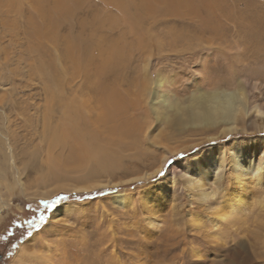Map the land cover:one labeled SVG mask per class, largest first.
Masks as SVG:
<instances>
[{"label": "rangeland", "instance_id": "374dc122", "mask_svg": "<svg viewBox=\"0 0 264 264\" xmlns=\"http://www.w3.org/2000/svg\"><path fill=\"white\" fill-rule=\"evenodd\" d=\"M67 1L43 37L35 0H0V264H264V126L222 133L163 116L197 90L264 88V0H154L145 13L141 0ZM74 34L89 46L76 69ZM250 89L246 118L260 116ZM64 104L100 137L132 123L111 145L115 166L69 160L71 143L55 140ZM235 142L257 173L234 177ZM210 149L222 168L206 165Z\"/></svg>", "mask_w": 264, "mask_h": 264}, {"label": "bare ground", "instance_id": "6f19581e", "mask_svg": "<svg viewBox=\"0 0 264 264\" xmlns=\"http://www.w3.org/2000/svg\"><path fill=\"white\" fill-rule=\"evenodd\" d=\"M153 1L154 0H141V8L143 10L140 11H142L143 13L144 10H147L149 8L154 9L155 4L153 5ZM161 1H164L165 3L173 2V0H161ZM67 2H68L67 0H52L51 7L46 9L45 4L49 2H46L44 4V0H35V4H37V10H36L38 14L37 18L39 17V21H41L38 23V27H39L38 29L40 30H37L39 35L43 36L45 34V29H44L45 27L46 29L47 28L54 29V31L57 29L59 23L66 15L65 12L67 11L64 9L67 8ZM118 2L122 4L123 7L126 6L125 0H118ZM147 13L149 12L147 11ZM123 16H124V20L129 21L131 24L137 22L136 19L138 18V16L130 13L129 10H125L123 12ZM75 36L74 37L70 36L65 39L67 44L66 45L67 47L65 49L66 50L65 54H67L72 58L70 62H73V64L72 63L71 64L74 65L76 69V66L82 67L85 64L87 60L89 46L86 45L85 41L83 40L81 41V39L78 36L76 37ZM52 37L54 38L55 36ZM39 39L41 40V38ZM39 39L38 41H40ZM56 41H58V38ZM230 78L227 80L229 81ZM249 80L238 79V81L234 83L233 87L212 86L210 87L211 89L207 91H205L206 89L204 91L197 90L195 91V93L193 92V94L188 97L187 103H184L183 105L182 104L180 105L178 103H173L172 105L170 104L169 106L167 105L166 108L167 110L166 112H163V116L167 120H172V119L175 120V122L182 127L188 125L191 127L194 126V127L209 128L212 126L221 125L222 133L228 131H235V130H238L239 132H243L247 128L245 127L247 121H249L251 126L254 125L256 128L262 129L264 126V88L261 83H257L255 81L253 82ZM247 84L250 85V88H252L254 92H256L260 97L261 105L259 107L257 106L255 107V111L259 113L260 116L257 115L254 116L251 115L250 113L249 116L246 118V115H248L249 113L248 112L249 103H252L250 100V94L249 92H247L249 90V89L247 90ZM159 85H161V81L158 79V86ZM124 100H123V104L120 103V107L123 108V111L127 104ZM70 107H72V105ZM70 107H68L67 104L66 105L64 104V107L62 108L64 109V112L63 111L62 112L64 113L63 115L65 116V119L64 118H63L64 120L61 119L63 120V123L59 125L57 135L55 133L56 136L55 140H57V142L71 143L70 153L68 155L69 160L72 162H80L81 164H85V165L91 161L98 162V164L102 166V170L103 167L111 168L115 166L117 163L116 160L118 159V154L114 149H111V145L114 144L115 146H119V142H121L120 141L121 137L128 135L129 136L135 135L134 134L135 128L132 125V123L123 122V124H121L117 128L107 127L108 129L107 136L100 137L99 135L96 134L95 131H89V128L87 126L81 125L82 121H80L77 115L78 113H75L76 106L74 105L75 108H73L74 109L73 111L72 109L70 110ZM120 112L121 109L119 108L105 109L103 110L102 116L104 119L108 120L106 122L108 123L110 120L116 117ZM171 114L173 115V117H171ZM243 145L248 146V143L235 142L232 145V151L230 154V163H231L230 165L233 168L235 174L234 177L236 178L240 177L239 174L241 175L247 174L246 170H251L255 174L261 167V165H255L251 157H249L248 159L245 158L243 152L244 153L248 152L249 149L248 147L247 148L243 147ZM244 149H246V151H244ZM212 158H213L212 150L210 149L207 153L206 165L208 167L217 168V169L223 167L224 165L223 158L220 157L221 158L220 159L217 157L214 158L213 160ZM245 165H247L246 168ZM195 170L197 172L202 171L199 168V166L196 167ZM188 183L191 184L192 181H188ZM196 186L199 187L200 189L202 185H196ZM202 195L204 197L207 196L206 193H203ZM113 202L116 203V205H118L121 208H123V205H127V202L124 201V198L121 194H114ZM64 209L65 207L63 205H59L53 209L52 215L57 216Z\"/></svg>", "mask_w": 264, "mask_h": 264}, {"label": "flooded vegetation", "instance_id": "af4514ba", "mask_svg": "<svg viewBox=\"0 0 264 264\" xmlns=\"http://www.w3.org/2000/svg\"><path fill=\"white\" fill-rule=\"evenodd\" d=\"M2 256H3V254L0 253V260H1Z\"/></svg>", "mask_w": 264, "mask_h": 264}]
</instances>
